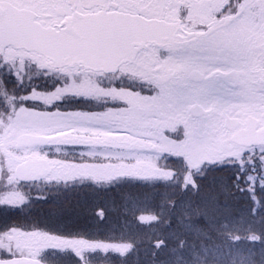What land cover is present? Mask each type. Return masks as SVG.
<instances>
[{
  "label": "rangeland",
  "instance_id": "374dc122",
  "mask_svg": "<svg viewBox=\"0 0 264 264\" xmlns=\"http://www.w3.org/2000/svg\"><path fill=\"white\" fill-rule=\"evenodd\" d=\"M252 1L236 19L237 25L243 24V27L230 29L232 33L229 43H232L233 49L229 48V50L234 56V61L229 64L237 67H242L243 58L235 52L242 55L253 47H256L254 50L264 52V47L260 46L264 42V0ZM35 2L36 5L45 2L51 8L57 5L54 0H35ZM190 2H192L191 6ZM142 3L143 7L140 9L144 10L146 15H156L161 10H165L166 6L173 5L176 12L182 8L178 0H168L163 7L157 3V0H142ZM189 3L187 18H205L218 13L221 0H191ZM254 14L259 15L263 22V25L258 23L259 31L262 28L258 35L250 33L256 24ZM223 25L218 23L216 28ZM12 53H6L4 60L11 62L18 58ZM24 57L30 58L26 55ZM24 57L22 56V59ZM229 64L228 62L214 64L209 60L204 62V59H199L197 67L201 68L203 65L206 80L197 86L192 84L187 87L180 85V82L184 80L177 74L174 76V69H169V71L164 69L170 78L167 81L170 82H165L159 96L140 99L136 98L130 90L119 93L117 100L129 106L122 113L112 111L110 114L105 112L101 115H87L74 114L69 110L45 112L37 108H27L28 105L25 103L23 107L13 109V107L10 108L13 89L11 95L10 93L5 94L3 90L0 91V106L2 105L0 108V205L12 207L18 218L17 222L28 226L32 221L31 217H27L28 212L20 213V209L22 210L20 206L27 202V197L23 194H28V192L34 195L37 201L39 197L45 196L43 194L52 191L50 189L53 187L65 186L70 190H78L82 187H99L115 181L121 183L141 180L143 184L151 187H160L166 194L179 193L189 188L196 189L194 188V176L205 171V164L212 162L222 164L230 159L241 160L246 153L251 156L248 158V163L252 166L255 165L253 162L258 160L257 168L249 167L248 170L252 171L246 178L251 184L257 179L260 185H264V147L257 150L256 148H240L230 141L229 131L232 132L233 129L232 131L228 129L223 119L222 129L221 123L215 120L220 112L225 114L230 110H240L241 113L246 110L251 114L260 112V116L264 115V74L263 72L254 73V66L251 65L247 69L249 75L244 76L236 84L235 90L228 89L225 85L223 88L216 82L222 84L225 81L223 76ZM174 68L181 69L177 71L178 73H187L190 70L189 65L182 69L177 63ZM46 74L43 73L42 78L49 79L47 90L40 89L28 97V101L33 106L37 105L35 102L40 103L37 105L38 108L54 103L68 106L71 99L70 92H76L79 87L81 92L84 91L82 94L89 91L98 93L103 91L89 79H81L76 84L70 83L72 85L70 89L67 70H58L54 73L47 71ZM16 76L17 74L14 75L15 78ZM253 77L258 79L253 80ZM122 82L132 84L135 81L122 80ZM192 101L201 104L203 102L210 116L199 119L186 118L189 128L186 129L183 140L180 138L177 142L173 138L166 137L165 130L176 122L178 113H187ZM155 116L158 120L153 119ZM261 120L264 125V117H261ZM25 132L49 135L52 137L51 144L53 145L45 149L40 147L18 149L15 137ZM159 135L165 137L164 141L163 138H158ZM74 136L93 139V144L81 151L77 148H70L75 143L80 144ZM107 137L121 138L122 143L118 140L106 143L104 141ZM56 146L57 151L62 147L68 148L62 150L64 153L62 159L57 157L59 152H54ZM170 148L173 149V153L168 152ZM168 153L171 156L161 157ZM38 156L50 158L52 174L42 182L43 185L29 186L27 189L19 188L14 174L16 165L22 160ZM174 170L181 171L177 179L173 178ZM63 192L67 194L69 190ZM193 193L194 191H191L189 195ZM151 219L152 216L145 215L140 220L146 223ZM127 250L128 246L121 243H94L86 239L70 237L65 239L46 234L38 235L35 232L24 234L16 230L5 233L0 231V258L9 254L14 257L40 258L49 254L47 258L50 259L54 251L56 256L66 257L71 264L75 262L76 264H109V261L115 264L116 262L123 263L122 254ZM99 257L103 258V261H100ZM112 257H117L118 260L115 262Z\"/></svg>",
  "mask_w": 264,
  "mask_h": 264
},
{
  "label": "trees",
  "instance_id": "16d2710c",
  "mask_svg": "<svg viewBox=\"0 0 264 264\" xmlns=\"http://www.w3.org/2000/svg\"><path fill=\"white\" fill-rule=\"evenodd\" d=\"M248 161L242 169L235 163L205 169L194 176L195 190L172 194L140 180L77 191L50 186L20 212H28L38 235L125 244L124 261L112 257L115 264H264V185L246 178L258 166ZM13 213L0 207V228L24 226L11 222ZM145 215L152 219L144 223ZM48 260L71 264L55 254Z\"/></svg>",
  "mask_w": 264,
  "mask_h": 264
},
{
  "label": "flooded vegetation",
  "instance_id": "af4514ba",
  "mask_svg": "<svg viewBox=\"0 0 264 264\" xmlns=\"http://www.w3.org/2000/svg\"><path fill=\"white\" fill-rule=\"evenodd\" d=\"M154 1V0H152ZM191 0H178L179 4L182 6L180 11L176 12L174 6H166L165 10H161L160 13H156V15H146L144 10L140 9L143 7L142 0H110L107 3L104 0H54L57 4L51 8L45 2L42 4L36 5L35 0H0V3H5V5H11L16 9H25L28 11L34 12V20L37 21L41 26L44 27H55V28H63L67 25L68 19L75 14L86 16L88 14L95 15L98 12H122L126 14H136L138 16H143L147 19L155 18V19H164L169 23L177 24L176 36L179 37V41H184L189 33H204L206 30H209V33L206 34V37H199L194 41H185L182 43H174L173 45H163L159 46L154 43H147L145 47L131 60V62L122 63L118 68H110L108 71L105 70H92L85 69L80 64L77 65H67L65 68L57 69L52 68L48 61H45L40 54L35 51L30 52L25 49H17L14 46L6 47L3 52H0V91H4L6 94L13 92V96L17 95L19 98V102L21 105H32L28 100L31 94L38 92L40 89L44 90V87H47L49 79L47 77L44 79L42 74H46L47 71L54 73L55 70H67L69 77L68 83L70 85V89L72 84L78 83L81 79H89L91 83L98 85L99 89L103 90L100 93L89 91L87 93L82 94L81 88L75 92H70V104L69 106L72 108L71 112L74 114H96L101 115L102 113L109 112H121L126 111L128 105L121 104L117 100V96L125 92L126 90H130L136 96V98L143 99L144 98H154L161 94L163 85L165 82L170 79L168 78V73L165 70L171 69L174 71V76L177 74L183 78L185 81H179L182 87H187L200 84L203 80L205 81V71L202 67H197V62L199 59H204V62L210 61V63L218 64L221 62H230L234 61V56L230 52L229 48L232 50L233 45L229 43V39L231 38L230 31L231 28H238L240 24L237 25V21L232 19L227 21L223 26H219L216 28V25L221 22L227 16L231 14L228 13V0H221L219 10L216 15L209 16L205 18H187L188 3ZM234 1V0H231ZM239 0H235L236 5L239 3ZM135 2V3H134ZM130 3V4H129ZM192 2L189 3L191 6ZM136 6L135 8L131 6ZM1 6V5H0ZM221 9V10H220ZM1 10V8H0ZM256 21L254 25V29L250 31L253 35H258L261 33L262 28L259 31V25H263L259 15H253ZM259 23V25H258ZM243 27V24L240 28ZM264 47V42L260 44V46ZM256 47L250 49V51H245V54L242 55L235 52L238 56L243 58L242 67H237L233 64H229L228 68L225 69V74L223 78L225 81L220 84L221 87L224 88V85L228 89L235 90L236 84L235 82L226 81V75L231 70H240L242 69L245 72V77L249 75V67L251 65L254 66V73L263 72L264 74V52L260 50H254ZM8 52H13L12 54L18 56V58L11 60H4V56ZM24 55L30 58H25ZM22 56L24 59H22ZM22 60V61H21ZM21 61V62H20ZM42 61V64H41ZM191 62V63H190ZM175 63L180 66L182 69L189 65V69L187 73L180 72L175 69ZM206 65L208 63H205ZM166 67V68H165ZM165 69V70H164ZM77 72H80L77 74ZM197 73L194 77H192V73ZM17 74V78L14 75ZM48 75V74H46ZM254 79H258L253 77ZM123 81H135L134 83H123ZM170 82V81H167ZM162 83V84H161ZM189 83V84H187ZM13 91L11 92V90ZM10 99H12V97ZM139 99V100H140ZM142 101V100H141ZM37 105L39 102H35ZM204 108V104L202 102L199 103L197 101H192L190 106L188 107L187 113L177 114V120L173 125H169V128L166 131V137L173 138L175 141H180V138L183 140V135H185L186 129L189 128V123L185 120L186 118H194L199 119L201 117L210 116ZM240 113V114H238ZM258 113L251 114L249 111L243 110L241 113L240 110L233 111L230 110L227 113L223 114L220 112V115L215 120L221 123L223 129V122L226 117L237 116V127L235 130H241L246 127L247 123H249L255 130H262L264 133V125L262 123L261 117L264 115H259ZM209 114V115H208ZM153 119H157V117H153ZM153 120V121H154ZM158 120V119H157ZM186 121V122H185ZM154 123V122H152ZM225 125V124H224ZM230 137L232 136V132H230ZM158 138L165 137L163 135H159ZM74 139L80 141V144L75 143L76 148H80L82 146H91L93 144V139H85L83 137H76ZM118 140L122 143L121 138H106L104 142L109 143L111 141ZM257 142V141H256ZM260 142V138L259 141ZM233 143V142H232ZM237 145V144H236ZM156 147V145H154ZM153 146V147H154ZM238 146V145H237ZM154 147V148H155ZM253 147L260 148L261 145L256 144ZM157 148V147H156ZM242 148V147H240ZM169 153H173V149H168ZM168 154H163L161 157L171 156ZM220 162H212L209 164H219ZM6 217V216H4ZM11 222L17 224L18 222L13 221L14 217L10 216ZM10 230H16L17 232L21 231L24 234L30 233L32 231L37 230L36 227L33 226H22V227H14V226H5L4 228H0V231L8 232Z\"/></svg>",
  "mask_w": 264,
  "mask_h": 264
},
{
  "label": "water",
  "instance_id": "95a60500",
  "mask_svg": "<svg viewBox=\"0 0 264 264\" xmlns=\"http://www.w3.org/2000/svg\"><path fill=\"white\" fill-rule=\"evenodd\" d=\"M250 2L252 1L245 0L235 17H238ZM0 8V45L2 48L13 44L18 48L35 50L45 55L53 67H64L78 62L85 68L96 70L117 68L121 63L131 61L148 42L159 45L179 42L178 37H174V24H168L163 20H147L143 17L122 13L107 15L98 13L79 16L81 20L72 21L71 26L56 30L41 27L34 21L32 12L19 11L5 4H2ZM197 73H193L192 77ZM240 75H243V71H233L228 77L238 79ZM232 120L225 119L230 129L234 125ZM232 139L242 145H250L259 140L250 126L243 131H237ZM49 141L48 136L29 133L21 134L16 138L19 147L46 145ZM261 141L264 142V135ZM50 170L49 162L44 159L29 158L17 165L15 174L22 182L37 181L47 177ZM0 264L46 263L20 257L0 259Z\"/></svg>",
  "mask_w": 264,
  "mask_h": 264
},
{
  "label": "bare ground",
  "instance_id": "6f19581e",
  "mask_svg": "<svg viewBox=\"0 0 264 264\" xmlns=\"http://www.w3.org/2000/svg\"><path fill=\"white\" fill-rule=\"evenodd\" d=\"M94 1H96V0H94ZM104 1L107 3V2L110 1V0H104ZM79 20H81V19L79 18L78 14H75V15L72 16V17L70 18V20L67 22V26H71V25H72V21L75 22V21H79Z\"/></svg>",
  "mask_w": 264,
  "mask_h": 264
},
{
  "label": "snow or ice",
  "instance_id": "6c2138e0",
  "mask_svg": "<svg viewBox=\"0 0 264 264\" xmlns=\"http://www.w3.org/2000/svg\"><path fill=\"white\" fill-rule=\"evenodd\" d=\"M157 3L163 7L165 4L168 3V0H157ZM168 43H171V41H168Z\"/></svg>",
  "mask_w": 264,
  "mask_h": 264
}]
</instances>
